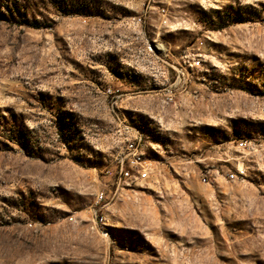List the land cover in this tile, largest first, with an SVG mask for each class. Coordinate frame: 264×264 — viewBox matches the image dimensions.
<instances>
[{"label":"rangeland","instance_id":"rangeland-1","mask_svg":"<svg viewBox=\"0 0 264 264\" xmlns=\"http://www.w3.org/2000/svg\"><path fill=\"white\" fill-rule=\"evenodd\" d=\"M0 264H264V0H0Z\"/></svg>","mask_w":264,"mask_h":264},{"label":"built area","instance_id":"built-area-1","mask_svg":"<svg viewBox=\"0 0 264 264\" xmlns=\"http://www.w3.org/2000/svg\"><path fill=\"white\" fill-rule=\"evenodd\" d=\"M131 159L129 160V163H131V165L129 164V166H132V165H141V155H140V152L138 151L137 147H133L132 150H131ZM139 174L141 176H146V171L144 169V166L141 167V169L139 170ZM120 175L121 176H125L126 178L127 177H131L132 174H131V170L126 168V166H124V160L121 161V165H120ZM232 177L236 176L235 174H231Z\"/></svg>","mask_w":264,"mask_h":264}]
</instances>
